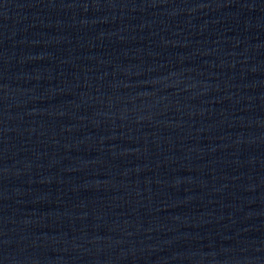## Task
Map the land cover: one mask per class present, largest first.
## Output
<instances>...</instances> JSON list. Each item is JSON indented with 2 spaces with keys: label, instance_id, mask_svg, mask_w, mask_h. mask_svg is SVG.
Masks as SVG:
<instances>
[{
  "label": "water",
  "instance_id": "1",
  "mask_svg": "<svg viewBox=\"0 0 264 264\" xmlns=\"http://www.w3.org/2000/svg\"><path fill=\"white\" fill-rule=\"evenodd\" d=\"M0 264H264V0H0Z\"/></svg>",
  "mask_w": 264,
  "mask_h": 264
}]
</instances>
